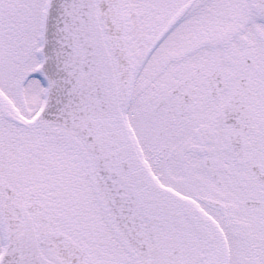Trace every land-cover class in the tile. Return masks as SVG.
<instances>
[{
	"label": "snow or ice",
	"instance_id": "obj_1",
	"mask_svg": "<svg viewBox=\"0 0 264 264\" xmlns=\"http://www.w3.org/2000/svg\"><path fill=\"white\" fill-rule=\"evenodd\" d=\"M0 264H264V0H0Z\"/></svg>",
	"mask_w": 264,
	"mask_h": 264
}]
</instances>
